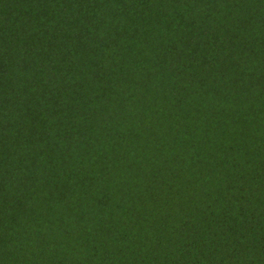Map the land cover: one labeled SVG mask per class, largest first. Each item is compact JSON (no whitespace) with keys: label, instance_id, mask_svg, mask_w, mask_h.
<instances>
[{"label":"trees","instance_id":"obj_1","mask_svg":"<svg viewBox=\"0 0 264 264\" xmlns=\"http://www.w3.org/2000/svg\"><path fill=\"white\" fill-rule=\"evenodd\" d=\"M0 264H264V0H0Z\"/></svg>","mask_w":264,"mask_h":264}]
</instances>
